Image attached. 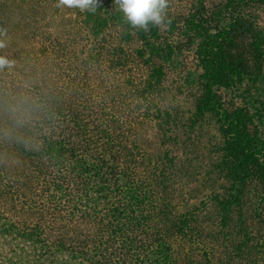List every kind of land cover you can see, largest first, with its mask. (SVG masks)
Instances as JSON below:
<instances>
[{
    "label": "trees",
    "instance_id": "1",
    "mask_svg": "<svg viewBox=\"0 0 264 264\" xmlns=\"http://www.w3.org/2000/svg\"><path fill=\"white\" fill-rule=\"evenodd\" d=\"M57 2L0 0V264H264V0Z\"/></svg>",
    "mask_w": 264,
    "mask_h": 264
},
{
    "label": "clouds",
    "instance_id": "2",
    "mask_svg": "<svg viewBox=\"0 0 264 264\" xmlns=\"http://www.w3.org/2000/svg\"><path fill=\"white\" fill-rule=\"evenodd\" d=\"M100 0H58L57 7L78 8L81 11L94 12ZM123 13L126 22L133 28L148 30L149 25L166 27L167 0H113ZM0 47H4L0 41ZM14 61L0 56V71L11 69Z\"/></svg>",
    "mask_w": 264,
    "mask_h": 264
},
{
    "label": "rangeland",
    "instance_id": "3",
    "mask_svg": "<svg viewBox=\"0 0 264 264\" xmlns=\"http://www.w3.org/2000/svg\"><path fill=\"white\" fill-rule=\"evenodd\" d=\"M225 0H167L168 8L170 9V13L172 16L181 15L184 13H188L190 10L193 9L195 6H204L206 9L212 10L216 5ZM57 6L54 8L56 9ZM191 54L186 56V61H184L185 68H189L193 66L194 62L192 61ZM196 74V73H195ZM169 80V79H168ZM172 88L179 87V96L178 101L180 102V114L183 116L188 111L192 110L193 102L195 100L196 89L190 88L188 85H185L183 82H179L176 80H169L168 86ZM190 88V89H189ZM247 87L243 84L238 86V90L230 91L226 93V100H231L232 105L230 106H242V102L244 101H254L252 100L250 94L242 93L244 89ZM213 123L208 122L202 130L199 132V143L201 146H206V148L211 144L210 142L214 139L215 134L213 131ZM208 145V146H207Z\"/></svg>",
    "mask_w": 264,
    "mask_h": 264
}]
</instances>
